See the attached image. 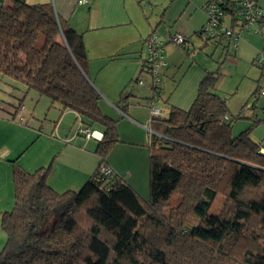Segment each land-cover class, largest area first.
I'll list each match as a JSON object with an SVG mask.
<instances>
[{
  "label": "trees",
  "instance_id": "obj_1",
  "mask_svg": "<svg viewBox=\"0 0 264 264\" xmlns=\"http://www.w3.org/2000/svg\"><path fill=\"white\" fill-rule=\"evenodd\" d=\"M236 1L203 0L206 20L198 35L214 2L225 15L223 24L250 30L235 11ZM260 2L255 0L262 11ZM253 23L261 27L264 15ZM82 41L49 3L10 0L0 6V78L8 87L24 85L61 111L74 112L81 126L102 132L93 150L99 163L76 190L58 193L45 183L51 163L31 172L13 165V208L0 215L6 237L0 264H264V150L250 136L259 120L232 133L238 116H229L227 99L216 92L219 68L206 71L187 109L168 105L152 79L149 108L159 101L167 113L149 114L144 198L107 165L106 154L119 141L117 119L98 105ZM208 41L220 47L219 56L229 54V38L207 37L200 49ZM261 90L256 87L243 111L256 108ZM19 106L21 100L10 109ZM116 108L126 112L125 103ZM173 196L175 204L169 203ZM218 196L224 201L208 228L202 222ZM190 216L200 224L187 223Z\"/></svg>",
  "mask_w": 264,
  "mask_h": 264
},
{
  "label": "crops",
  "instance_id": "obj_2",
  "mask_svg": "<svg viewBox=\"0 0 264 264\" xmlns=\"http://www.w3.org/2000/svg\"><path fill=\"white\" fill-rule=\"evenodd\" d=\"M9 1L10 0H0V6L7 4ZM23 1L27 4L49 3L50 6L53 7L58 18L64 22H67L73 28V30L80 33L88 58L86 67L89 78L88 80L91 81L97 92H101L102 94L98 104L101 111L105 115L112 117L110 113H105L103 111V108L100 105L101 101H103L105 104H110V106L112 108L114 107L115 109H117L116 103L121 105H124L125 103L126 112L124 114L120 113V116H123L126 122L140 129V126H137L136 124L143 123L128 115V109L130 108V101L128 99L129 97H138V95H140L141 97H144L145 102L147 103L152 94V90H150L152 83L151 74L149 73V75L147 71H144L145 69H143V66L141 65L144 58L149 54L147 38L150 33L143 35L137 28H135L134 25L135 17L133 15V11L139 10L142 0H87V2L83 4L78 3V0ZM163 1L164 0H150L149 2L155 4L159 2L161 3ZM191 1L192 0H187V4L189 3L188 6H191ZM262 10H264V8ZM200 25L202 27L203 24ZM152 31L154 30L152 29ZM175 32L182 33L184 36H186V38H188L191 46L186 51V54H188L191 49H200L203 46V41L202 43L197 44L194 43L193 40L190 41V29L182 28L181 31L176 30ZM171 34L172 33H168V37L166 38L168 39ZM249 42L250 39L247 40L243 46L252 48L253 46H251ZM159 43V52L161 53L165 63L163 66L164 73L162 77L163 79L166 77L162 83L160 82L161 85L159 89L161 90L162 98H165L167 100V104L170 106L180 109H187L193 102L192 100L196 96L198 84L205 75L206 71H214L218 67L214 65L211 66L210 62L204 60L203 58L198 59L196 62L198 64H189L185 70H188L189 68L192 69V74L190 77H192V82L197 80V83L195 87H193V91L189 93L188 97L180 100V96L178 97L174 95V93L180 87L183 76L179 81L174 77H176L175 75H177L179 72L178 67L180 63L183 62L182 57H179V54L181 53L179 52V54L177 53L174 55V50L177 48L168 40L165 43ZM164 44L166 45L164 46ZM164 50L165 52L170 51L167 53H171L169 58L172 60L170 62L173 65L170 66L167 63V59H164ZM183 51H185V49ZM229 53H232L234 56L236 55L235 52L229 51ZM228 55L225 56L224 61ZM229 59L231 60V58ZM252 61V65L260 70V74L258 77H255L257 79L256 84L249 92V95L251 96L254 93L256 87L264 89V86L262 85L263 82H261V77H264V66L261 65L264 64H260L256 60L254 61V59ZM231 72L232 73L230 74L232 77L235 71ZM168 78H170L173 83L170 80H167ZM137 79L142 80L141 85L136 83ZM0 80L5 81L6 79L0 78ZM128 83L131 85L133 83V88H131L130 91L128 90V93H126L125 90ZM241 84L242 80L238 81V75L235 78L232 77L226 80H224V77L220 76L218 82L216 83V92L221 96H224L225 94L236 96V93H238L240 88L239 85ZM135 85H138L137 89H134V87H136ZM167 86L170 89L168 92ZM115 87L120 88L119 96L115 92L117 90ZM9 88L11 94L8 96L14 97L17 102L21 100L22 104L24 101L23 98L27 96L26 94L32 92V109L27 111L26 106L23 104L27 113V118L24 117V119H22L25 123L22 125V122L18 123L14 121L15 119L10 108L15 105V102L5 101L3 98H1L3 93L0 91V175L4 174L6 178H12L11 170L13 165H17L19 168L21 167L26 171L31 172L41 167L45 168L47 165H49V161H51V172L45 183H47L54 190L58 191V193L67 189L76 190L80 188V184L82 185L83 182H85V180L94 171L95 166H97L99 163V157L92 153V148L96 147V141L102 137V132L100 130H94V138L87 137L84 134L74 135L71 131L76 120V114L74 112L70 110L61 111L59 107L52 105L50 100H44V96L38 95V93L33 90L27 91L24 85L16 83L15 87L9 86ZM122 91L123 95H120ZM181 92L182 89L180 88V94ZM121 96L124 97L123 102H120ZM228 105L229 100H227V106ZM38 107L40 111L43 110L44 112L42 119H38L37 117ZM246 110L251 112L250 115L247 116L248 118H254L255 121L258 120V116L254 111L255 108ZM166 113L167 109L164 114ZM149 114L148 119L150 116ZM228 114L230 116L229 112ZM127 116L130 117L128 120L127 118L125 119ZM113 118L117 119L118 123V118ZM30 122L37 124L38 132H36V136L33 141L26 143L28 140L27 135H23V137L20 138H13L12 133L14 131H22L24 133H26V131H30L31 133L32 129L30 127L32 125ZM47 122L48 124H46ZM47 125H49V127L51 126V129H49L51 131H48L49 134H46L47 131L43 132V128ZM116 129H118V127ZM40 137H43L47 141L45 155L37 156V159H35L32 163V169H27L25 165H21L19 157L24 153V150L26 151V149L30 148L32 144H37ZM90 142L93 143L91 144ZM258 143H260L262 146L261 150L263 151V142ZM107 165L120 176H127L124 178L125 181L128 182L135 189V191H138L140 195L142 194L146 196V193L148 192V186L140 185L142 186L141 191L144 193L139 191L140 189H138L136 185L137 181L132 173L134 172V166L132 168V166L125 167L124 165L120 166L118 169L114 167L111 161L107 163Z\"/></svg>",
  "mask_w": 264,
  "mask_h": 264
},
{
  "label": "rangeland",
  "instance_id": "obj_3",
  "mask_svg": "<svg viewBox=\"0 0 264 264\" xmlns=\"http://www.w3.org/2000/svg\"><path fill=\"white\" fill-rule=\"evenodd\" d=\"M150 0H142L141 7L139 8L138 11H133L134 15V25L135 28H137L143 35H146L148 33L155 35L154 39H156V42H161L165 43L168 39V33H172L170 36H173L175 34H180L183 35L182 33L175 32L176 30L181 31L182 28H188L190 29V41L193 40L194 43H202L204 39H206L207 35L202 34L201 36L198 35V31L201 30V25L203 22L206 20V15L204 12L201 10V6L203 4V0H192L191 1V6H188L189 3L187 4V0H164L163 2L159 3H150ZM261 6H264V0H261L260 2ZM196 7V8H194ZM250 30H242L239 32V38L236 41V44L234 47H229L230 52H235V56L232 55V53H229L228 57L224 61V58L219 56L221 53L220 47H215L213 42L208 41L207 45L204 46L202 49H191L188 54H186V51H183L184 49L176 44L174 46L177 48L174 50V55L179 52L182 54H179V57H182V61L178 67V74L175 75L178 81L182 79V83L180 87L178 88L177 91H175L174 95L180 96V100L188 97L189 93L193 91V87H195L197 80L192 82V77L190 75L192 74V69L189 68L187 69V66L189 64H198L196 63L198 59H204L210 62L211 66H217L219 68V75L224 77V80L230 79V78H235L238 75V81L242 80V84L239 85L240 88L238 90V93H236V96H230L229 94H225L224 97L225 99L229 100V113L230 117H236L238 116L237 119H235L232 128V133L236 135L237 133L241 132L242 130L246 129L248 126L252 125V123L255 122L254 118H248L247 116L250 115V111L244 110L243 111V106L247 103L250 104L251 100L254 99V95H249L250 91L253 89L254 85L256 84V78L259 76L260 70L256 68L255 66L252 65V60L257 58L260 60L264 61V23L261 27H259L256 23L250 24ZM152 29L154 31H152ZM257 30V31H255ZM175 32V33H174ZM248 35V36H246ZM250 39V44L253 46L252 48H248L243 46L244 43L247 42V40ZM172 43V42H171ZM170 43V44H171ZM168 44V43H166ZM164 44V46L166 45ZM232 45V43H231ZM243 46V47H242ZM169 50V49H167ZM160 51V50H159ZM158 51V52H159ZM165 52V50H164ZM170 51H166L164 56V59H167V63L171 66L170 58L169 56L171 53H167ZM160 55V61L162 65L158 67V71L160 73V79H163V73H164V60L161 56V53L159 52ZM195 59H194V58ZM148 56H146L144 59H147ZM231 58V60L229 59ZM223 61V62H222ZM221 62V64L219 63ZM144 63V62H143ZM262 66V65H261ZM144 71H147L146 69ZM231 71H235L233 73V76L231 77L232 73ZM145 73V72H144ZM149 74V73H148ZM138 75V74H137ZM150 75V74H149ZM148 75V76H149ZM190 77V79H189ZM159 79V81H160ZM197 79V78H196ZM244 79V80H243ZM261 82L262 85L264 86V77H261ZM141 80V79H140ZM167 80H170L168 78ZM166 80V81H167ZM173 83V81H171ZM138 83V82H136ZM134 83V84H136ZM160 83V85H161ZM171 83V84H172ZM133 85V83H132ZM131 84L128 83L127 88H126V93H128V90L130 91L132 87ZM139 85V83H138ZM134 87V89H137V86ZM141 85V84H140ZM172 86V85H171ZM170 86V88H171ZM166 87V85H165ZM116 88V87H115ZM168 88V86H167ZM180 88L182 89V92L180 94ZM117 90L115 91L117 95L119 96V90L120 88H116ZM170 89L168 88L167 92ZM0 91L3 93V98L5 101H11L15 102L16 104V99L14 97H10V88L8 87L7 83L5 81L0 80ZM173 92V91H172ZM194 93V92H193ZM32 92L26 94L23 99V104L26 106L27 111L29 109L31 110L32 106ZM100 97L102 96L101 92H99ZM193 95V94H192ZM247 101H246V99ZM257 108H255V114L258 116V122L254 126L252 133H251V138L256 141V142H263L264 144V97L259 96L257 97ZM44 100L49 101L48 98L44 97ZM130 101V108L128 109V115L131 117H134L137 119V121H140L143 124H136L137 126H140V129L134 127L130 123L126 122L123 118V116H120L121 112L118 109H115L114 107L112 108L110 104L104 103L103 101L100 102V105L103 108V111L105 113H110L112 117L118 118V123L117 127L119 130V141L116 143L111 149L109 153L106 155L107 163L111 161V163L114 165L116 168H120V166L125 167H131L134 169L132 172L134 178L136 179V185L139 191H141L142 186L140 185H147L148 186V161H149V155L150 151L148 148V139H149V125H148V114L151 113V107L149 108L150 104L145 102L144 97H141L138 95V97H129L128 99ZM177 100V99H175ZM246 101V102H245ZM105 104V105H104ZM23 105L22 107V117L27 118V113L25 110V106ZM161 111L164 112L166 111V106H164L163 103L161 102H156L155 106ZM250 110V109H249ZM38 112V119H42L44 112L43 110L40 111L39 107L37 108ZM126 116V115H125ZM130 118V117H125V119ZM37 119V120H38ZM15 121V120H14ZM22 125L25 123L23 120ZM43 121V120H42ZM134 121V120H133ZM17 122V121H16ZM31 123V133L30 131L24 132H16L14 131L13 138H20L23 137V135H27L28 140L26 143L29 141H33V139L36 136L37 131V124ZM29 123V125H30ZM137 123V122H136ZM145 123V124H144ZM48 124V122L46 123ZM80 123L75 120V124L72 131V134L74 135H79L82 133H78L76 130L80 127ZM52 126V122H51ZM51 126H43L44 131H47L46 134H49L48 131H51ZM91 138H94L93 136ZM131 141V142H129ZM46 140L43 137H40L38 143L32 144L30 148H27L26 151L24 150V155L19 157V161L21 165H25L27 169H32V163L36 157L39 155H45L46 152ZM94 142V141H93ZM92 142V143H93ZM91 143V142H90ZM91 143V144H92ZM93 150H95V147L92 148V153ZM94 154V153H93ZM98 157V156H97ZM44 159V158H43ZM27 160V161H26ZM51 161H49L50 163ZM52 163V162H51ZM122 168V167H121ZM127 177V176H124ZM12 178H6L3 175H0V215L1 212L3 211H10L11 208H13L14 204V197H13V186H12ZM139 183V184H137ZM170 186V184L168 183ZM81 186V184H80ZM78 186V187H80ZM75 189V188H74ZM144 189V188H143ZM142 192V191H141ZM140 192V193H141ZM144 193V192H142ZM146 193V192H145ZM142 195V194H141ZM148 192L146 193V196L142 195V197L146 198L148 197ZM176 196L171 197L169 203L175 204L176 202ZM223 198L222 196H218L216 200H214V203L212 204V207L210 209V216L202 222V224L208 228L213 225L215 221V216L217 215V212H219L222 204H223ZM242 214H238L237 219L242 218ZM187 223L190 225L197 226L200 224V220L197 219L194 216H190L187 220ZM5 235L4 232L1 229V224H0V250L2 249V246L5 243Z\"/></svg>",
  "mask_w": 264,
  "mask_h": 264
},
{
  "label": "built area",
  "instance_id": "obj_4",
  "mask_svg": "<svg viewBox=\"0 0 264 264\" xmlns=\"http://www.w3.org/2000/svg\"><path fill=\"white\" fill-rule=\"evenodd\" d=\"M87 0H78V3L83 4L86 3ZM216 2V1H215ZM214 3H211L208 6V10L206 11L209 16V20L207 23H205L204 28L202 32L207 35V37H213L216 36V34H222L223 37L229 38L230 42H232V47L236 44V41L239 38V32H240V27H236L234 29L229 28L225 24V15L223 11L218 8V6ZM235 8L237 7V15L241 17L242 19V25L243 27H248L250 24H253V21L258 19L260 15L262 14V11L259 10V8L256 7L255 0H237L236 5L234 6ZM172 43L177 44V45H183L190 47L188 41H186L185 38H183L182 35L180 34H175L169 38ZM148 40V48H149V54L148 58L144 59V65L148 73L151 74V77L153 79V84L157 87L159 85V79H160V73L157 70L158 67L162 64L160 61V55H159V43L154 40V37H150L147 39ZM139 84H142V80L137 79L136 80ZM260 95L264 96V90L260 91ZM22 107H14L12 109V114L14 116L15 121L18 123H21L23 117H22ZM249 107V104H247L246 108ZM152 114H160L161 111L157 107H153L151 109ZM79 122V121H78ZM80 123V122H79ZM78 133H82L87 137H94V132L88 130L87 127L81 126L76 130ZM100 139V138H99ZM104 171L106 173L110 172V169L104 168Z\"/></svg>",
  "mask_w": 264,
  "mask_h": 264
},
{
  "label": "water",
  "instance_id": "obj_5",
  "mask_svg": "<svg viewBox=\"0 0 264 264\" xmlns=\"http://www.w3.org/2000/svg\"><path fill=\"white\" fill-rule=\"evenodd\" d=\"M262 14L264 15V10H262Z\"/></svg>",
  "mask_w": 264,
  "mask_h": 264
}]
</instances>
